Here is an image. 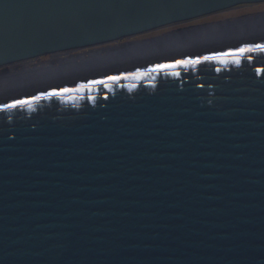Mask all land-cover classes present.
<instances>
[{
	"label": "water",
	"instance_id": "obj_1",
	"mask_svg": "<svg viewBox=\"0 0 264 264\" xmlns=\"http://www.w3.org/2000/svg\"><path fill=\"white\" fill-rule=\"evenodd\" d=\"M257 1L0 0V264H264Z\"/></svg>",
	"mask_w": 264,
	"mask_h": 264
},
{
	"label": "snow or ice",
	"instance_id": "obj_2",
	"mask_svg": "<svg viewBox=\"0 0 264 264\" xmlns=\"http://www.w3.org/2000/svg\"><path fill=\"white\" fill-rule=\"evenodd\" d=\"M257 48L264 50V44L244 45V46L240 47L239 49H236L234 52L218 53L214 56H204V57L197 58L195 60L183 59V60H176L174 63L157 64L150 70L151 71H160V70H165V69H169V68H176L177 66H182V65H185L188 63H193V64L199 63L201 59L210 60V59H216L220 56L235 55L238 57L239 55H242L245 52L254 51ZM237 63H239L238 59H237ZM126 75H131V76H135V77L139 78L141 75H143V73H141L139 70H137V72L128 73ZM120 78H121L120 76H108L107 80L115 82V81H118ZM104 83H105V81L103 79L89 81V84H104ZM87 86L88 85L81 84L78 86V88L82 89V88H85ZM76 90L77 89H69V88L60 89L59 92L53 90V91H50L48 93H42L40 95L33 96V97H31V99L14 100L11 103L4 104L0 107H2L3 109L16 108L17 106H23V105H28L29 107H31L32 101L41 99V96H45V95L55 96V95H60L61 93H67V92L76 91Z\"/></svg>",
	"mask_w": 264,
	"mask_h": 264
},
{
	"label": "rangeland",
	"instance_id": "obj_3",
	"mask_svg": "<svg viewBox=\"0 0 264 264\" xmlns=\"http://www.w3.org/2000/svg\"><path fill=\"white\" fill-rule=\"evenodd\" d=\"M257 11H264V0L263 1H257V2H248V3H240L236 4L234 6H231L229 8H225L222 10H218L209 14H206L205 16L195 20V23H200V22H205V21H214V20H220L228 17H233V16H239L242 14H248L252 12H257ZM168 31V30H167ZM165 31H151V32H146L138 35L137 37H133L132 39H138V38H145L157 34H161Z\"/></svg>",
	"mask_w": 264,
	"mask_h": 264
},
{
	"label": "flooded vegetation",
	"instance_id": "obj_4",
	"mask_svg": "<svg viewBox=\"0 0 264 264\" xmlns=\"http://www.w3.org/2000/svg\"><path fill=\"white\" fill-rule=\"evenodd\" d=\"M203 16H205V15H203ZM203 16L196 17V18H193V19H190V20H186V21L175 22V23H172V24H169V25H165V26H162V27L153 29V30L154 31H158V30H160V31H167V30H172V29H176V28H180V27H185V26H189V25L198 24V23H195L194 21L197 20V19H199V18H201V17H203ZM205 22H208V21H205ZM200 23H202V22H200ZM153 30H151V31H153ZM151 31H148V32H151ZM137 36H135V37H137ZM83 50L84 49H79V50H73V51H70V52H67V53L66 52H60V53H53V54L42 55V56H39V57H36V58H33V59H28L27 64L28 65H32L33 63H38L40 61L52 60V59H55L56 57H59V56H64V55H67V54L72 53V52H81ZM5 67H7V66H5ZM5 67H0V72L3 69H5Z\"/></svg>",
	"mask_w": 264,
	"mask_h": 264
}]
</instances>
